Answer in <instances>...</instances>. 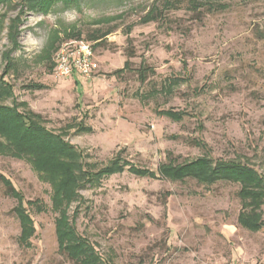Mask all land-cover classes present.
Returning <instances> with one entry per match:
<instances>
[{
    "label": "rangeland",
    "instance_id": "1",
    "mask_svg": "<svg viewBox=\"0 0 264 264\" xmlns=\"http://www.w3.org/2000/svg\"><path fill=\"white\" fill-rule=\"evenodd\" d=\"M74 39L90 76L56 72ZM0 109L84 154L57 184L0 127V264H80L73 245L87 264H264V204L252 232L241 184L163 171L235 159L264 200V0H0Z\"/></svg>",
    "mask_w": 264,
    "mask_h": 264
},
{
    "label": "trees",
    "instance_id": "2",
    "mask_svg": "<svg viewBox=\"0 0 264 264\" xmlns=\"http://www.w3.org/2000/svg\"><path fill=\"white\" fill-rule=\"evenodd\" d=\"M168 6H171V2L166 3ZM193 4H197L196 2H193ZM157 15L152 16L151 20L155 17H161L163 16V11L155 13ZM112 31H105L101 37H106L109 35ZM100 37V38H101ZM98 38H96L97 40ZM97 45H101V42H99ZM59 49V48H58ZM130 56H133V53L129 52ZM130 60L127 59L125 62V66L123 69H128L130 66ZM56 66V63H55ZM149 69V67H142L140 72V78L144 82L147 78L146 70ZM12 114L5 113V111H1L0 109V117L3 119L0 121V127L3 130L2 133L4 135L11 134L9 138H12L13 142L18 145V148L21 149L22 152L25 153H31L33 152L36 156H40V159L46 160L48 162L42 163L43 168L45 171L47 170V173H54L52 179L56 180V182L59 179V183L61 185L65 184L67 182V179L64 175H60L61 172H58L57 169H68L70 168L67 164V160L70 158H83L84 154L82 150H77L73 144H70V146L62 141L54 134V132L49 131L48 129H45L41 127L39 124H34L32 121V117H39V114L34 113L33 114H27V113H15L14 111H11ZM164 112V111H161ZM173 111H168L167 114L169 116H173ZM11 116L15 117L10 120ZM10 117V118H9ZM6 118V119H4ZM15 119V120H14ZM176 120L181 119V116L175 118ZM15 124L13 127L9 126ZM85 130V127L83 128ZM197 143V142H196ZM197 145H201L203 147H206V143L203 140H199ZM79 151V152H78ZM82 151V152H81ZM78 153V154H77ZM206 157H203L201 159H197L192 163L189 164H183L180 165L177 169L172 168L171 170L169 167H164L163 171L170 176L173 180H179L184 179L187 176L195 177L197 181L203 182L204 184H208V186H211L215 182H218L220 180L223 181H230V182H236L241 184V189L239 191V196L241 197L242 202V208L238 217V221L240 225H242L244 228L252 231L257 232L262 229L263 222L260 220V212L258 209H260L261 204H264V200L261 199L262 197L259 191H256L257 183H253V179H251L250 174H252L251 167L247 166L245 163L241 161H236L235 159H214L210 157L209 155H205ZM70 161V160H69ZM215 161V165L212 166V162ZM41 165V166H42ZM62 169V170H63ZM174 169V170H173ZM136 170V169H135ZM55 171V172H53ZM116 171V170H115ZM114 170H110V172H115ZM140 173H144V171H139ZM146 172V171H145ZM52 175V174H51ZM0 176L6 177L2 174ZM61 179V180H60ZM91 179V178H90ZM53 180V181H54ZM72 181L69 182L61 188L62 191L67 190L70 193L74 191L72 188ZM58 184V182H57ZM56 184V185H57ZM67 186V187H66ZM55 187V191H57V186ZM10 190L16 189L13 184L9 187ZM59 190V189H58ZM264 194V193H263ZM72 195V194H71ZM73 198V195L70 197ZM30 217V216H29ZM32 220V218H31ZM66 232H73L72 230H67ZM65 236V233H64ZM78 247H70L67 246L62 249L72 260L80 263V264H87L83 257L80 258V252Z\"/></svg>",
    "mask_w": 264,
    "mask_h": 264
},
{
    "label": "built area",
    "instance_id": "3",
    "mask_svg": "<svg viewBox=\"0 0 264 264\" xmlns=\"http://www.w3.org/2000/svg\"><path fill=\"white\" fill-rule=\"evenodd\" d=\"M93 45L83 39H74L63 43L55 55V69L60 76H72L80 72L90 76L97 64L94 61ZM236 264H246L239 261Z\"/></svg>",
    "mask_w": 264,
    "mask_h": 264
}]
</instances>
